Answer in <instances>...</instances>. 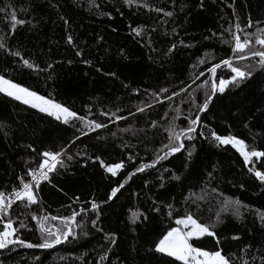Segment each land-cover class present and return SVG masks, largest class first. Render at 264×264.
Wrapping results in <instances>:
<instances>
[{
	"label": "trees",
	"instance_id": "1",
	"mask_svg": "<svg viewBox=\"0 0 264 264\" xmlns=\"http://www.w3.org/2000/svg\"><path fill=\"white\" fill-rule=\"evenodd\" d=\"M13 13L24 21L15 28ZM236 23L244 29L241 37L252 33L254 41L256 29L264 28V0H137L132 5L125 0H0V75L108 125L85 128L88 134L82 135L81 121L65 125L0 93V191L7 195L21 187L18 177L29 181L27 172L41 162L42 152L64 150V166L57 165L50 181L35 190L38 203L13 204L9 217L17 235L38 243L32 215L87 210L76 217L82 227H74V236L50 249L9 245L0 249V264H181L155 252L154 245L187 214L213 227L220 241L216 245L205 236L190 241L194 246L219 247L232 264H264V183L248 171L264 172V157L246 166L235 148L212 137L213 131L232 135L248 150L264 151V68L258 57L235 59L231 45L223 42L231 40L225 30L235 32ZM137 28L139 35L133 31ZM230 56L236 66L254 65L252 75L215 92L200 111L213 80L218 84L232 75L224 66L215 76L208 69ZM196 115L194 138L184 140V149L125 182L137 167L163 155L173 117L178 116L179 130ZM97 157L124 167L112 176ZM121 182L124 187L109 200ZM92 201L100 206L98 219ZM137 210L143 216L132 223ZM20 220L26 228H19ZM53 225L62 227L59 220L46 222Z\"/></svg>",
	"mask_w": 264,
	"mask_h": 264
},
{
	"label": "snow or ice",
	"instance_id": "2",
	"mask_svg": "<svg viewBox=\"0 0 264 264\" xmlns=\"http://www.w3.org/2000/svg\"><path fill=\"white\" fill-rule=\"evenodd\" d=\"M137 0H125V3L132 5L136 3ZM146 6V5H145ZM156 11H161V9H156ZM165 15H171V13H165ZM12 27L15 28L16 24H23V20H18L15 13L11 16ZM256 23H259L258 21ZM247 27L253 26V21L249 18L247 21ZM235 32H232L231 29H226L231 35V40H224L225 44L231 45V51L233 52L235 59L237 60H250L253 57H258L257 63L261 68H264V28H257L255 34V40L253 41L252 33H244L242 38L239 34L243 32L244 29L241 28L239 23L235 24ZM133 31L139 35L140 29H133ZM69 42H72V38L68 37ZM260 45V48L257 49L253 45ZM0 48H4V44L0 42ZM175 48V45L172 46ZM171 51V49H170ZM14 55H19V53H14ZM79 55V53H77ZM201 63L205 61L201 60ZM24 64L29 68H32L33 65L30 64L27 60L24 61ZM221 66H224L230 70L232 73L230 79H219L217 84L215 80L212 82V94L207 95L205 102L200 106V111H205L208 108V104L212 99V95L215 92L223 93L229 85H238L239 82L250 77L252 75V67L245 65L243 68L233 64V57L221 60L220 63L213 65L208 71L215 76L217 69ZM203 75V73H201ZM207 83V82H205ZM161 91H167L162 89ZM181 91H187L186 89H181ZM0 93H4L8 97H11L17 101L22 102L25 105H29L32 108L38 109L42 113H46L49 116L54 117L57 121H61L63 124L68 125L70 121L77 120L81 121L84 124V128L79 129L82 135H87L90 131H95L97 129L106 128L108 125L104 123L96 122L95 120H88L84 116L78 115L75 111L70 110L68 107L53 101L52 99L39 95L35 91L29 90L27 87H23L18 83H14L10 79H6L3 75H0ZM173 95H179V93H173ZM168 100L172 99V96L167 97ZM163 102V101H159ZM151 107V105H148ZM137 111L143 112V108H138ZM177 114L179 115L180 109H176ZM102 115H108L107 113H102ZM167 115V113L165 114ZM178 118L173 117L172 122L166 131L168 132V143L164 144L161 148L163 152L162 156H157L156 161L151 164H142L135 169L134 172L129 173L125 176V182L131 179L137 172H143L146 168L155 167L160 160L167 159L169 156L180 152L184 149V140H192L194 137L191 135L196 132V125H198L200 117L196 115L194 118H188V126L186 128H180L177 130V125L175 120ZM117 120L126 119V117H116ZM155 121H153V126H155ZM75 126V125H73ZM87 129L86 132L84 129ZM114 135V134H113ZM203 135V132L200 133ZM212 137L219 142L220 145H231L243 158L245 165L253 162L252 158H261L264 157V151L256 150L254 147L251 150H248V145L243 139H239L235 136H220L214 131L212 132ZM79 139V137H77ZM31 147V146H29ZM167 149V151H164ZM35 151V149H33ZM42 156L41 162L37 165L36 168L29 169L27 176L31 177V180L26 181L24 177H18L20 180L21 187L12 189V192L5 194L3 191H0V249L7 248L9 245H21L27 248H41V249H50L55 245L62 243L67 240L69 236H74V227H82V224L77 222L76 217L85 213L86 209H81L80 212H73L70 216H40L32 215L31 219L37 222L38 229L40 232V242L32 243L21 239L18 233V228L14 227V221L9 217L10 210L16 202L25 203V207L28 205L38 203V198L36 195L37 189H39L40 183L42 181L49 180V173L54 172L57 168V165L63 167V160L61 157L64 155V150L60 151H44L40 154ZM191 151L188 152V156L191 157ZM72 157L69 156L68 159ZM97 160L100 161L101 167H103L107 172L111 173L112 176H116L117 172L124 167L123 162L120 163H111L105 164L103 160L97 157ZM167 171V169H166ZM249 172H253L255 177L261 182L264 183V172L255 170L252 167L248 168ZM162 179V177H161ZM179 179V177H175ZM124 187V183L121 182L117 187L111 189L109 200L114 198L117 193ZM226 205L228 202H225ZM236 205L235 214L239 215V206L240 201L237 200L234 202ZM99 205L95 202H91V210L97 213V219L99 217ZM171 208V205H168ZM171 215V213H169ZM143 216V213L137 211H132L131 213V222L136 223V221ZM261 219L264 220V213L260 214ZM97 219L91 220L93 227L97 224ZM146 219V217H145ZM52 220L61 221L62 227L58 226H46V222ZM175 224L177 227H172L167 230L158 240L155 242L154 251L165 255L170 258H174L175 261L181 262V264H232L231 259L222 254V249L217 247L215 250H206L199 246H194L190 241L200 240L201 238L207 236L211 237L214 240L216 245H219V238L216 236L213 227H210L207 224L199 222L192 214H187L182 218L176 219ZM27 225L23 220L19 221V228H26ZM109 238L106 236V239ZM233 239H238V237H232ZM114 234L111 236V243L115 244ZM106 257L102 256L101 259ZM264 259V258H262ZM246 264V262H245Z\"/></svg>",
	"mask_w": 264,
	"mask_h": 264
},
{
	"label": "built area",
	"instance_id": "3",
	"mask_svg": "<svg viewBox=\"0 0 264 264\" xmlns=\"http://www.w3.org/2000/svg\"><path fill=\"white\" fill-rule=\"evenodd\" d=\"M51 174L49 173V180L48 181H42L40 185L48 183L50 181ZM29 180H31V177H29Z\"/></svg>",
	"mask_w": 264,
	"mask_h": 264
},
{
	"label": "rangeland",
	"instance_id": "4",
	"mask_svg": "<svg viewBox=\"0 0 264 264\" xmlns=\"http://www.w3.org/2000/svg\"><path fill=\"white\" fill-rule=\"evenodd\" d=\"M8 97V96H7ZM20 102V101H19ZM22 103V102H21ZM27 106H29V105H27ZM30 107V106H29ZM33 109H35V108H33ZM36 110H38V109H36ZM39 111V110H38ZM230 205V204H229ZM229 205H227V206H229Z\"/></svg>",
	"mask_w": 264,
	"mask_h": 264
}]
</instances>
